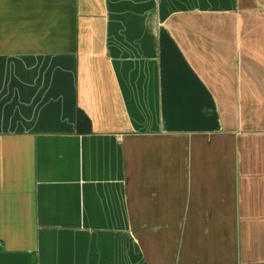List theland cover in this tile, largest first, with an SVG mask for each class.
Listing matches in <instances>:
<instances>
[{
    "label": "crops",
    "instance_id": "1",
    "mask_svg": "<svg viewBox=\"0 0 264 264\" xmlns=\"http://www.w3.org/2000/svg\"><path fill=\"white\" fill-rule=\"evenodd\" d=\"M0 264H264V0H0Z\"/></svg>",
    "mask_w": 264,
    "mask_h": 264
},
{
    "label": "trees",
    "instance_id": "2",
    "mask_svg": "<svg viewBox=\"0 0 264 264\" xmlns=\"http://www.w3.org/2000/svg\"><path fill=\"white\" fill-rule=\"evenodd\" d=\"M90 131V125L88 119L79 112L77 114V132L79 134H87Z\"/></svg>",
    "mask_w": 264,
    "mask_h": 264
}]
</instances>
